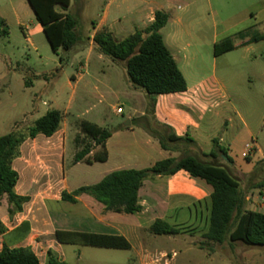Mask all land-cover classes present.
<instances>
[{
	"label": "crops",
	"instance_id": "crops-1",
	"mask_svg": "<svg viewBox=\"0 0 264 264\" xmlns=\"http://www.w3.org/2000/svg\"><path fill=\"white\" fill-rule=\"evenodd\" d=\"M203 1H205L206 6L195 7V3H202ZM180 2V0H139L132 5V0H122L121 3H123L126 10H120L121 8L118 7L116 13H113L116 15H113L112 18H110V3H107L98 23L96 25L92 24V29L88 32V35L80 33V41L69 53V63L71 65H81L84 56L88 58L93 54H96L97 60L101 61L103 56L93 48L92 38L96 32L106 28L114 38L119 39L117 36H124L126 33L130 35L136 29L144 28L153 21L154 13L157 10H164L170 14V19L160 33L186 82V91L184 92L156 96L154 107L150 112L148 98L144 92L131 90L129 87L120 92L124 99L136 105L137 109H134V115H131L127 120L129 122L128 126L107 128L112 130L113 133L105 142L106 161L86 164L90 166L99 164L92 185L99 183L112 172L129 169H150L156 162L167 158L180 159L185 156H193L204 163L221 166L227 171H229L228 166L233 165L229 157L217 151L213 145V140H216L220 147L226 136V134H223V138L220 137V134H222V117L219 110L221 103H219V100H226L227 98L223 93H217V90L210 89L204 81L196 78L198 76L193 68L198 64V61L203 60L201 52L204 44L210 45L213 54V45L227 37L232 40L233 50L216 57L213 54V57L218 58L240 51V59L252 63L253 55L250 53L252 46L264 40L258 39L255 41L254 38L264 35V32L260 34L253 30L256 27L255 17L264 12V0H258L247 8L253 20L252 25L248 27V31H251L250 36L239 38L238 41H235L238 34L218 37L227 29L223 28L224 21L221 17L217 19L213 17V32L209 43L196 41L195 33L184 21V15L188 14L190 17L200 16L206 9L209 11L210 16L211 0H188V3H185L183 7ZM175 9L181 10V12L183 9L185 10L178 14ZM32 29H37V33L42 32L40 25L38 28L34 26ZM198 31L200 34V30ZM199 40H201L200 37ZM61 69L62 67H60ZM80 69L81 67H79ZM39 76H33V78H41L48 84L49 77L47 75L45 77ZM95 81H98V79H95ZM29 86L34 89L32 82L29 83ZM68 86L71 87L72 92L63 111L58 108L54 109L60 111L63 116L60 130L49 138L37 135L35 138L25 139L19 148V157L12 162V168L19 176L15 187V193L18 196H29L25 188L18 190L21 177L28 181L33 177L31 170L23 165L20 162L21 160L33 162L34 158L41 155L56 164L59 175V172L63 173L64 169L63 158L71 125L79 124L80 121H87L98 127L106 128V120L103 119L102 112H99V110H96V114H93L90 120L81 119L78 113L77 115L72 113L73 111L78 112L80 107L88 104L87 99L91 97L92 89L96 88L92 87V80H85L83 75L79 73L72 74ZM58 99V95L54 94L53 100L56 105H58ZM228 103L230 102L228 101ZM228 105L229 108L227 107L225 112L228 117L224 124L227 125V123L232 122L230 117L232 113L241 120L242 128L246 129L248 134H251L248 125L239 117L236 109L230 104ZM136 118H143L144 120L151 118L153 122L166 131V138L170 134L180 138L181 140L172 143L182 144L187 147L189 152L179 157V153L175 149L167 145H165L166 149H163L156 137L143 130L140 139L137 138L132 144L129 143L126 139L128 133L126 131L133 130L132 121ZM22 123L18 120L11 121V131L15 127L20 128ZM233 127L232 124L227 126L225 132L231 128L233 129ZM46 140L53 141V144L48 146ZM142 144H144L146 151L142 149ZM96 150V148L92 150L90 155ZM253 150L256 151L254 147ZM210 153H213L214 156H211ZM71 156V164L76 165L72 163L74 154L72 153ZM244 175L247 176L248 173ZM233 177L239 178L238 176ZM61 182L62 188L57 195L47 196L45 199L34 202L29 201L22 206V212L15 213L11 217L8 215L9 204L6 196L0 197V223L6 229V232L13 230L24 221L28 222L30 226L28 236L16 244L15 247H27L36 254L34 247L30 248L31 241L36 238L34 246L38 247L40 255L36 254V256L38 260L42 257L43 263L48 250H52L60 261L65 262L63 245L59 244L55 238V231L57 230L122 236L130 245L128 250L134 251L142 260L146 257L148 246V237L143 238L142 233L143 231L149 232V228L156 220H160L177 230L178 233L172 235L173 237H179V235L184 237L185 233L191 231L193 234L199 233L200 239L206 241L203 235L209 227L213 189L204 180L192 177L186 171L180 170L169 176H156L153 174L145 178L138 190L137 203L140 206V211L132 214L106 211L102 203L86 194L74 196V203L62 201V192L72 195L80 187L92 185H79L71 189L64 177ZM263 185L264 173L249 176L247 187L244 191L242 190L245 194L247 210L259 212L264 208V200L261 199L264 197ZM66 204L74 205L77 208L74 210L68 209L65 206ZM31 205V211H25L26 207ZM192 209H194V214H192ZM185 228L188 229L185 230ZM151 235L154 234L150 233L149 237ZM3 240V235H0V250ZM207 243L203 247L194 244L190 246L191 248L207 250L210 255L221 250V244L209 241ZM40 263L42 262L40 261Z\"/></svg>",
	"mask_w": 264,
	"mask_h": 264
},
{
	"label": "rangeland",
	"instance_id": "rangeland-1",
	"mask_svg": "<svg viewBox=\"0 0 264 264\" xmlns=\"http://www.w3.org/2000/svg\"><path fill=\"white\" fill-rule=\"evenodd\" d=\"M121 1L70 0L66 12L78 17L79 33L88 35L92 24L96 25L102 17L107 3H110V18L116 15L113 13H116L118 7L121 8L120 10H126ZM136 1L139 0H132V5ZM180 1L182 7L188 3V0ZM256 1L258 0H211L210 16L209 11L204 9L202 15L199 13L200 16L184 15V21L195 33L196 41L209 43L213 32L212 18L221 17L224 21L223 28L227 31L218 37L238 34V37L235 35L237 38L235 41H238L239 38L251 35L248 27L252 25L253 20L247 8ZM197 6H206V3L205 1L195 3V7ZM175 12L182 13L178 9H175ZM0 17L9 26V36L0 37V136L11 132L10 122L13 120L23 122L18 129L20 133L26 135L27 128L48 111L57 108L63 111L72 92L71 87L68 86L70 75L77 73L82 74L85 80H92V87L96 88L92 89L91 97L87 99L88 104L80 107L78 112L73 111V115L78 113L81 119L90 120L92 119L90 117L96 114V110H99L102 112L103 119L106 120L105 127L109 129L124 127L129 117L134 115L133 111L137 109V106L125 100L120 93L128 88L125 69L122 66L113 63L105 56L103 60H97L96 54H93L88 58L84 56L81 65H71L68 62L60 70L58 59L64 53L58 50L55 54L43 32L37 33V29H32L34 26L38 28L39 24L25 0H0ZM255 18L256 27L253 30L261 34L264 32V12ZM127 35L128 33L117 37L121 39ZM202 48L203 60L198 61L193 69L198 76L196 78L204 81L210 89L217 90V93H223L227 98L219 100L222 117L220 137L223 138L222 135L226 134L220 147L233 163V165H227L229 167L227 172L239 177L237 180L240 189L244 191L250 175L264 173V40L252 46L250 52L253 55L252 63L242 61L240 51L214 58L209 44H204ZM79 67H81L80 70ZM39 75H47L48 84L41 78H33ZM30 82L34 84V89L30 88ZM54 94L58 95V105L54 103ZM228 104L236 109L239 117L248 125L251 134L242 128L241 120L232 113L230 114L232 122L224 124L228 117L225 115L227 107L229 108ZM118 107L122 109L121 114L116 113ZM137 119L139 118L132 121L133 130L126 131L128 132L126 139L131 144L135 139H140L142 130L147 132L137 123ZM143 122L149 126L151 132L163 139L165 145L175 149L179 157L189 152L182 144L169 142L166 139V131L151 118ZM231 124L234 125L233 129L225 132L227 126ZM46 141L48 146L53 144V141ZM67 143L63 158L64 169L63 173L59 172V175L56 164L41 155L34 158L33 162L20 161L32 172L33 177L30 181L21 177L18 185V190L25 188L30 201L57 195L62 188L63 177L71 189L79 185H92L99 164L92 166L83 163L71 164L72 153L75 154L85 146L95 149L93 143L79 133L78 123L71 125ZM142 149L146 151L144 144ZM244 152L249 161L242 156ZM246 173H248L247 176L244 175ZM65 206L73 210L77 208L70 204ZM31 209L32 205L26 207L25 211H31ZM259 212L264 213V208ZM142 235L143 238L148 237L146 255L166 253L167 262L159 258L154 262L148 257L142 260L132 250L63 245L65 262L67 264H264V246L245 245L240 241L232 244L227 240L221 244L220 251L210 255L207 250L191 248V244L199 247L208 244L200 239L199 233L193 234L189 231L183 235L184 237L181 235L179 237L172 235L149 237L150 233L143 231ZM34 241L36 238L31 241L30 248L34 247V251L40 256ZM173 252L176 255L171 258ZM39 260L43 263L42 257Z\"/></svg>",
	"mask_w": 264,
	"mask_h": 264
},
{
	"label": "trees",
	"instance_id": "trees-1",
	"mask_svg": "<svg viewBox=\"0 0 264 264\" xmlns=\"http://www.w3.org/2000/svg\"><path fill=\"white\" fill-rule=\"evenodd\" d=\"M26 1L52 51L55 54L58 50L63 51L64 54L58 59L62 67L69 62L70 51L80 41L79 19L76 15L66 12L70 0ZM169 19L168 12L157 10L151 23L144 28L136 29L123 39L114 38L106 28L96 32L92 38L93 48L97 53L108 57L113 63L125 69L128 87L131 90H140L145 93L148 98L149 112L154 107L156 96L186 91L183 75L160 33ZM8 36L9 26L0 17V37ZM258 39H264V35L254 38L255 41ZM231 50H233V43L229 37L213 45L215 57ZM39 77H45V75ZM62 118L60 111L51 110L28 127L26 135L20 133L15 127L9 134L0 136V197L6 196L10 217L22 212V206L30 201L29 196H18L15 193L19 176L12 168V162L19 157L21 144L25 139L35 138L37 135L47 138L53 136L60 130ZM143 120L140 118L136 121L158 139L163 149H166L163 139L151 132ZM79 133L89 139L97 150L90 155L93 148L85 146L74 154L72 163L105 162L107 159L105 142L113 131L87 121H80ZM166 139L169 142L181 140L173 134ZM213 145L217 151L226 156L216 140H213ZM210 155L214 156L213 153ZM245 159L250 160L248 156ZM180 170L186 171L192 177L204 180L213 189L209 227L203 235L206 242L222 244L228 240L231 243L240 241L245 245L264 246V214L246 209L245 194L240 189L238 180L223 167L204 163L193 156L180 159L167 158L156 162L150 169L115 171L106 175L95 185L80 187L72 195L62 192L61 200L74 203V196L86 194L102 203L106 211L132 214L140 211L137 203L138 190L145 178L153 174L169 176ZM29 230L30 226L26 221L9 232H6L0 223V235H3L4 239L0 250V264H67L60 261L52 250L47 251L45 262L40 263L29 248L15 247L28 236ZM149 232L158 236L178 233L177 230L160 220H156L151 225ZM55 238L61 245L121 250L130 248L128 241L122 236L57 230Z\"/></svg>",
	"mask_w": 264,
	"mask_h": 264
},
{
	"label": "built area",
	"instance_id": "built-area-1",
	"mask_svg": "<svg viewBox=\"0 0 264 264\" xmlns=\"http://www.w3.org/2000/svg\"><path fill=\"white\" fill-rule=\"evenodd\" d=\"M116 113H117V114H121V113H122V109H121V107H118V108L116 109ZM242 156H243L244 158H246V157H247V154L244 152V153H242ZM261 199L264 200V197H262ZM35 255H36V254H35ZM175 255H176V253L173 252L172 255H171V258L175 257ZM36 257H37V256H36ZM146 257H148L150 260L156 262V261H158V258H159V259H164V260L166 261V259H167L168 256H167L166 253H158V254H155L154 256L147 254ZM166 262H167V261H166Z\"/></svg>",
	"mask_w": 264,
	"mask_h": 264
},
{
	"label": "water",
	"instance_id": "water-1",
	"mask_svg": "<svg viewBox=\"0 0 264 264\" xmlns=\"http://www.w3.org/2000/svg\"><path fill=\"white\" fill-rule=\"evenodd\" d=\"M125 125L128 126L129 125V122L127 121Z\"/></svg>",
	"mask_w": 264,
	"mask_h": 264
}]
</instances>
